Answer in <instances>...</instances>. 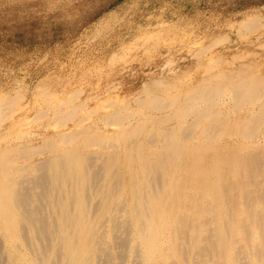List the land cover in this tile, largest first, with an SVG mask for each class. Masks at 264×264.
Returning <instances> with one entry per match:
<instances>
[{
  "label": "bare ground",
  "instance_id": "1",
  "mask_svg": "<svg viewBox=\"0 0 264 264\" xmlns=\"http://www.w3.org/2000/svg\"><path fill=\"white\" fill-rule=\"evenodd\" d=\"M221 92L200 86L179 106L152 97L173 113L138 139L135 127L113 140L78 128L34 164L0 147V264H264V108L223 117ZM234 96L264 107V78Z\"/></svg>",
  "mask_w": 264,
  "mask_h": 264
},
{
  "label": "rangeland",
  "instance_id": "2",
  "mask_svg": "<svg viewBox=\"0 0 264 264\" xmlns=\"http://www.w3.org/2000/svg\"><path fill=\"white\" fill-rule=\"evenodd\" d=\"M256 76L264 0H0V147L18 145L17 163L46 159L48 139L78 128L113 140L135 127L138 139L173 113L152 97L179 106L200 86L222 90L223 117H251L262 100L238 103L234 85Z\"/></svg>",
  "mask_w": 264,
  "mask_h": 264
}]
</instances>
